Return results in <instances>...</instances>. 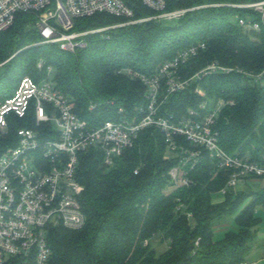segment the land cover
<instances>
[{"label":"trees","instance_id":"1","mask_svg":"<svg viewBox=\"0 0 264 264\" xmlns=\"http://www.w3.org/2000/svg\"><path fill=\"white\" fill-rule=\"evenodd\" d=\"M126 1L136 18L156 13L141 1ZM206 1L228 0H168L167 9ZM234 13L228 7H201L187 12L174 26H164L159 19L120 26L89 34L87 45L75 52L60 49L56 43L32 45L41 42L42 36L29 27L31 15L19 13L13 26L0 35V61L18 51L0 73V80H7L0 86V98L11 96L26 75L37 80L52 78L74 99L81 116L99 124L116 117L120 108L135 113L146 105L147 87L128 69L149 75L180 50L204 41L206 49L182 66V75L189 78L212 62L232 70L194 80L187 89L172 94L162 109L181 116L204 101L220 104L216 129L221 146L228 153L260 160L264 154V30L244 31L231 20ZM125 20L98 13L77 19L74 29ZM27 44L32 46L25 48ZM38 58L44 61L42 67ZM198 86L205 94L195 91ZM34 116L31 111L26 118L10 119L8 131L0 136V148L17 141L18 128L36 127ZM168 155L165 136L154 127L144 129L135 145L116 157L112 166L103 163V154L97 149L81 154L77 176L83 185L80 201L86 223L78 229L50 227L49 264L251 261L260 222L256 207L264 203V187L253 191L246 184L217 199L232 170L220 168L203 151L193 168L186 167L192 184L173 188L168 172L179 164L180 157ZM231 219L234 225L217 236V226L231 223ZM155 237L168 247L158 252ZM7 264L24 263L17 258Z\"/></svg>","mask_w":264,"mask_h":264},{"label":"built area","instance_id":"2","mask_svg":"<svg viewBox=\"0 0 264 264\" xmlns=\"http://www.w3.org/2000/svg\"><path fill=\"white\" fill-rule=\"evenodd\" d=\"M138 1L156 13L136 18L126 0H0V35L13 26L19 13H25L33 18L29 27L39 32L42 43H56L60 49L75 52L87 45L89 34L153 19H180L201 7L234 9L235 21L231 20L235 25L250 33L264 30V0L218 1L174 9H167L168 0ZM98 13L127 20L92 29H74L77 19ZM206 47V42L197 41L162 62L149 75L128 69L129 74L146 85V105L135 113L120 108L116 117L99 124L81 116L74 99L52 78L37 80L26 75L11 96L0 98V136L8 131L10 119L26 118L33 111L36 122V127L18 128L17 141L0 148V264L17 258L24 264H49L50 227L78 229L86 223L80 201L83 185L77 176L81 154L97 149L103 154V163L112 166L116 157L134 146L140 133L149 127L164 134L169 157H180L179 164L168 172L173 188L192 184L186 167L193 168L203 151L220 168L232 170L218 198L229 189L238 190L251 185L255 178H264V154L256 160L249 155L228 153L221 146L216 129L220 104L209 105L204 101L198 109L191 108L181 116L162 109L172 94L187 89L194 80L232 70L212 62L193 76L184 77L182 66ZM13 56L0 61V73ZM43 64V59H39L38 66ZM49 72L52 75V68ZM195 91L205 94L200 86Z\"/></svg>","mask_w":264,"mask_h":264},{"label":"rangeland","instance_id":"3","mask_svg":"<svg viewBox=\"0 0 264 264\" xmlns=\"http://www.w3.org/2000/svg\"><path fill=\"white\" fill-rule=\"evenodd\" d=\"M207 3H211V2L206 1V2H203V3L195 5V6L205 5ZM231 19H233V21H235V16L232 15ZM159 22L162 23V25H164V26H174L180 22V19L179 18H174V19L163 18V19H160ZM40 43H42V42L31 43V44L32 45H38ZM31 44H27L25 48L32 46ZM16 52H18V51H16ZM16 52L14 53V55L16 54ZM38 59H41V58H38ZM6 84H7L6 79L3 78L2 80H0V86L6 85ZM263 187H264V179L255 178L252 180L250 188L253 189V191H260V190H262ZM217 199H220V198H217ZM256 216L260 219V222L258 224L257 242L255 243V246L252 248V250L250 252V260L252 263L264 264V262L261 261V259L264 258V245H263V243H264V203H260L257 205ZM192 223H193V220H192ZM231 225L232 226L234 225V222L232 219H231V223L229 221V222L222 223V225H218L217 226V232H216L217 236H220L222 234V231H224L225 229H227ZM153 244L156 247L158 252H161L168 247V243L162 242L160 237H158V238L155 237V240H153Z\"/></svg>","mask_w":264,"mask_h":264}]
</instances>
